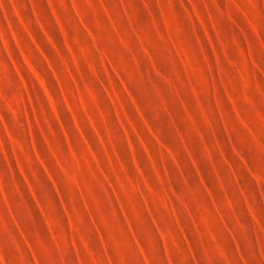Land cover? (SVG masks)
Listing matches in <instances>:
<instances>
[{"label": "rangeland", "instance_id": "374dc122", "mask_svg": "<svg viewBox=\"0 0 264 264\" xmlns=\"http://www.w3.org/2000/svg\"><path fill=\"white\" fill-rule=\"evenodd\" d=\"M0 264H264V0H0Z\"/></svg>", "mask_w": 264, "mask_h": 264}]
</instances>
